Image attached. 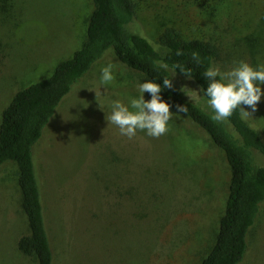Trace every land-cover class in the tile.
Here are the masks:
<instances>
[{"label": "rangeland", "instance_id": "1", "mask_svg": "<svg viewBox=\"0 0 264 264\" xmlns=\"http://www.w3.org/2000/svg\"><path fill=\"white\" fill-rule=\"evenodd\" d=\"M133 3L130 28L152 43L173 28L215 44L221 71L240 61L264 67V0ZM91 10V0H0V119L18 90L79 49ZM108 64L114 80L105 85ZM171 75L180 91L186 87L184 98L212 112L194 81ZM146 81L107 53L61 101L33 149L48 212L62 216L56 264H197L213 243L230 176L223 152L172 111L159 138L138 130L128 139L105 119L114 101L129 106ZM257 109L246 119L264 141V97ZM16 176L14 164L0 167V264H35L16 250L27 233ZM247 244L241 264H264V203Z\"/></svg>", "mask_w": 264, "mask_h": 264}, {"label": "trees", "instance_id": "2", "mask_svg": "<svg viewBox=\"0 0 264 264\" xmlns=\"http://www.w3.org/2000/svg\"><path fill=\"white\" fill-rule=\"evenodd\" d=\"M91 2L85 39L79 49L71 58L60 61L50 76L18 90L1 112L0 167L5 163L16 167L19 205L27 227V233L16 241V250L35 264H56L59 258L54 234L58 231L61 235L63 231L62 216L48 212L33 149L61 101L97 62L112 53L127 68L162 87L163 78L172 79L173 88L161 93L163 101L175 113L177 105L187 106L186 115L177 114L189 118L223 152L230 174L227 197L213 243L197 264H241L248 248V233L264 203V141L253 125L241 118L239 110L228 121L215 122L212 112L184 98L172 71L165 72L152 64L158 59L170 67L179 63L191 69V80L206 90L208 81L203 73L218 57L217 46L196 38L184 39L173 28L164 29L157 42L152 43L130 28L136 14L133 0ZM178 52L183 54L177 55ZM193 52L199 53L200 64L191 58ZM176 74L185 77L179 69ZM144 97L151 99L149 93H144Z\"/></svg>", "mask_w": 264, "mask_h": 264}, {"label": "clouds", "instance_id": "3", "mask_svg": "<svg viewBox=\"0 0 264 264\" xmlns=\"http://www.w3.org/2000/svg\"><path fill=\"white\" fill-rule=\"evenodd\" d=\"M167 51L165 49V52ZM182 54L177 53V55ZM191 58L197 64L201 63L199 53L193 52ZM152 64L165 72L172 71L174 77L176 70L179 69L188 80L193 78L191 69H186L179 63L170 67L164 60L158 59L153 60ZM203 75L208 83L206 90L201 88L200 92L208 98L207 103L213 113L211 118L215 122L228 121L237 110L241 118L251 117L258 110L257 105L264 97V88L261 87L264 85V67L254 69L247 62L240 61L228 71H221L219 67L212 65ZM100 80L105 85L114 80L112 64L101 69ZM172 88V79L167 77L163 78V87L152 81L140 83L138 89L141 95L131 99L129 106L114 101L111 113L105 119L108 123L118 127L120 135L128 139L135 137L138 130L146 132L150 137L159 138L166 134L168 122L173 115H176L170 111L172 106L163 101L161 96L164 89ZM144 93H149L151 99L146 101ZM245 106L250 108L251 112L246 111ZM176 108L177 113L186 115L188 112V107L185 105H177Z\"/></svg>", "mask_w": 264, "mask_h": 264}]
</instances>
